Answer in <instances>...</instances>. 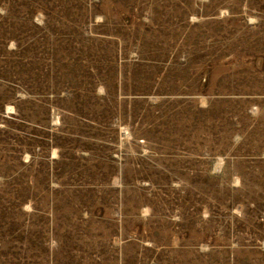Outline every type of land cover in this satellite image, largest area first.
<instances>
[{
	"label": "rangeland",
	"instance_id": "374dc122",
	"mask_svg": "<svg viewBox=\"0 0 264 264\" xmlns=\"http://www.w3.org/2000/svg\"><path fill=\"white\" fill-rule=\"evenodd\" d=\"M0 264H264V0H0Z\"/></svg>",
	"mask_w": 264,
	"mask_h": 264
}]
</instances>
